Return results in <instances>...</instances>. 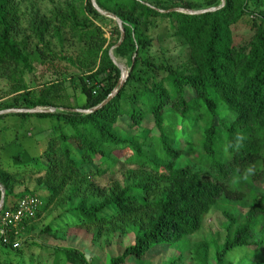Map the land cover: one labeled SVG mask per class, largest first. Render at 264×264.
Returning a JSON list of instances; mask_svg holds the SVG:
<instances>
[{
	"label": "trees",
	"instance_id": "trees-1",
	"mask_svg": "<svg viewBox=\"0 0 264 264\" xmlns=\"http://www.w3.org/2000/svg\"><path fill=\"white\" fill-rule=\"evenodd\" d=\"M37 1L54 6L44 14L29 6V33L20 37L23 0H0V76L23 91L24 103L0 111L56 109L0 115L52 123L39 156L12 145L14 153H6L12 140L0 127L8 142L0 146L2 211L27 195L40 200L32 219L9 228L0 264H91L77 248L31 243L36 222L54 209L61 213L40 235L65 240L79 230L98 247L132 236L109 264H144L161 255L165 264H231L233 253L247 250L249 264H264V0H95L123 24L117 47L116 21L91 0ZM210 8L217 9L172 10ZM240 23L250 34L236 41ZM165 41L185 52L182 63L161 56L171 49ZM65 45L76 51L67 54ZM111 48L129 69L121 87ZM55 59L71 71H60L38 94L29 90L25 76L35 63ZM115 91L90 113L74 111L96 108ZM125 117L128 130L121 128ZM147 118L152 126L143 128ZM212 209L226 219L223 241L191 242ZM16 241L22 244L14 247ZM32 246L48 252H27Z\"/></svg>",
	"mask_w": 264,
	"mask_h": 264
},
{
	"label": "rangeland",
	"instance_id": "rangeland-1",
	"mask_svg": "<svg viewBox=\"0 0 264 264\" xmlns=\"http://www.w3.org/2000/svg\"><path fill=\"white\" fill-rule=\"evenodd\" d=\"M59 0H57L58 2ZM64 1V0H61ZM22 9L24 11V15L22 16V24H21V35H27L29 33V20L32 14L31 10H29V6H35L36 10H39L40 14L48 13L52 8L53 4L44 1L42 3H38L37 0H23ZM55 2V4H57ZM105 17V16H104ZM108 18V17H106ZM111 19V18H108ZM247 20V18L245 19ZM107 28L104 27L105 30V37H109V32L106 30ZM235 40L240 41L243 37L250 34V31L246 24L240 23L235 29ZM165 46L166 49L170 48V50H166L167 52L161 54L164 55L163 58L168 60L170 63L173 64H180L182 63L186 56L185 52L178 54L175 48H172V44L169 41H165L161 43ZM112 49V48H111ZM57 50V49H56ZM55 50V51H56ZM64 51L69 54L74 51L71 46L65 45ZM116 62L124 67L127 68L125 60L115 58ZM66 69V70H65ZM72 68H69L64 62L55 59L52 62H45L44 64L35 63V70L33 73L27 74L25 76V82L32 92L37 93L43 87L45 83L53 82L57 78H59V72L67 73L70 72ZM128 69V68H127ZM69 83V82H68ZM71 93V88L68 89ZM20 95H23V91L16 93L15 86L10 78L5 76H0V107L4 108L6 106H13L16 105L18 107H23L24 103L21 100ZM18 98V102H15V98ZM16 109V108H14ZM129 123L128 118H122L121 120V128L123 130L127 129V124ZM52 123L49 120L44 119H37L35 117L29 118H22V117H14L8 116L3 121L0 120V127L7 126V131L5 136L9 137L12 141L10 144H6L2 138H0V146L2 144H6V153L12 154L14 153L13 147H17V149L26 150L31 156H39L42 152L46 136L49 133V129ZM152 126V120L147 118V121L144 123L143 128H149ZM185 129H189L188 125L184 126ZM179 127H176L177 137L179 141L180 147L184 150L186 149V142L184 140L185 136H181L178 132ZM128 130V129H127ZM134 131V130H133ZM134 133V132H131ZM185 135V134H184ZM9 140V139H7ZM5 142V143H4ZM24 181L27 185L31 188L33 186V181L30 178H25ZM262 189L264 190V181L262 182ZM20 189H17V191ZM262 191V190H261ZM246 209V207H245ZM61 211L59 209H54L46 214H44L40 220L36 222L37 229L30 233L31 243L37 242L47 245H64V246H71L81 250L90 261L91 264H109L110 258L120 254L123 249L130 245L133 241L132 236L128 237H120L116 236L110 244L104 245L102 247L94 246L90 241V236L82 231L79 230H70L67 234L65 240L55 239L52 236L47 235H40L39 230L45 227L48 224H51L54 219H56ZM226 222L225 217L218 209H212L210 213L205 218L201 229L192 237H190V241L193 243L199 241H206L210 239H217L219 243H221L224 239L225 230H224V223ZM18 244H22L19 241H16ZM27 252L46 255L48 249H42L38 246L27 247ZM175 254V250L172 251ZM171 252H169L170 254ZM167 257L161 255L157 258L152 259L151 261L144 264H165ZM231 264H249L251 258L249 256V252L247 251H237L233 253L229 258ZM128 264H137L133 260H129ZM139 264V263H138ZM143 264V263H141Z\"/></svg>",
	"mask_w": 264,
	"mask_h": 264
},
{
	"label": "water",
	"instance_id": "water-1",
	"mask_svg": "<svg viewBox=\"0 0 264 264\" xmlns=\"http://www.w3.org/2000/svg\"><path fill=\"white\" fill-rule=\"evenodd\" d=\"M91 3L94 7V9L102 16H105V17H108V18H111L113 19L114 21H116L117 25H118V28H119V31H120V39L116 45L119 46L122 41L124 40V37H125V32H124V28H123V24L121 22L120 19H118L114 14H111V13H108L106 11H103L101 8H99V6L97 5L96 1L95 0H91ZM217 8H210V9H204V10H197V11H192V10H186V9H172V10H175V11H179V12H184V13H187V14H190V15H198V14H202V13H206V12H209V11H214L216 10ZM112 50L113 48L109 51V55H110V58L112 59V61L118 66V68L120 69L121 71V76H120V79H119V87H121L127 76H128V73H129V69H127L126 67L118 64L112 54ZM116 93L113 92L104 102H102L98 107L96 108H93V109H88V110H81V109H75L74 111H77V112H80V113H90L92 111H94L95 109L103 106L104 104H106L113 96L114 94ZM56 111V109L54 107H36V108H33V109H8V110H2L0 111V115L2 114H7V113H29V114H43V113H54ZM0 213L3 209V204H4V195H5V192H4V189L1 187L0 185Z\"/></svg>",
	"mask_w": 264,
	"mask_h": 264
},
{
	"label": "built area",
	"instance_id": "built-area-1",
	"mask_svg": "<svg viewBox=\"0 0 264 264\" xmlns=\"http://www.w3.org/2000/svg\"><path fill=\"white\" fill-rule=\"evenodd\" d=\"M40 200L34 196H24L14 210L1 211L0 213V243H7L9 228L15 229L23 220L32 219L39 208ZM18 243H14L17 247Z\"/></svg>",
	"mask_w": 264,
	"mask_h": 264
}]
</instances>
